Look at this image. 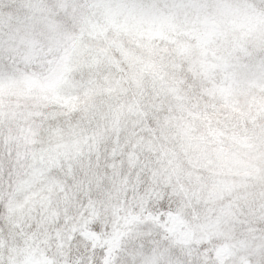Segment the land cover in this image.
Instances as JSON below:
<instances>
[{"label": "snow or ice", "instance_id": "snow-or-ice-1", "mask_svg": "<svg viewBox=\"0 0 264 264\" xmlns=\"http://www.w3.org/2000/svg\"><path fill=\"white\" fill-rule=\"evenodd\" d=\"M0 264H264V0H0Z\"/></svg>", "mask_w": 264, "mask_h": 264}]
</instances>
